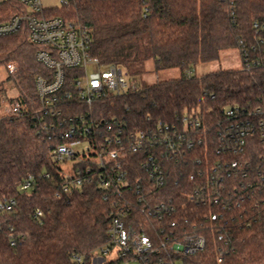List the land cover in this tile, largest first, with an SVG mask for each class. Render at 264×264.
Segmentation results:
<instances>
[{"label":"trees","instance_id":"obj_1","mask_svg":"<svg viewBox=\"0 0 264 264\" xmlns=\"http://www.w3.org/2000/svg\"><path fill=\"white\" fill-rule=\"evenodd\" d=\"M18 9L15 0L0 2V13L7 17ZM46 10L87 26L93 38L91 52L105 64L137 68L152 60L156 70H181L177 77L141 84L138 90L110 94L95 103L97 116L116 115L130 130L159 120L174 122L188 114L204 116L215 138L222 109L264 101V65L192 74L198 64L220 59L224 50L238 49L241 41L249 48L255 45L254 24L264 26V0H67L61 8ZM259 34L264 41V28ZM39 49L29 41L26 26L0 37V66L18 62L12 78L18 96L26 101L36 96V76L47 73L37 60ZM252 55L264 59V42ZM65 109L66 114H75L85 108ZM55 143L32 116H0V199L17 200L13 212L0 214V264H93L109 243L108 198L94 184L69 192L60 189L59 166L51 160ZM211 146L215 155L216 147ZM201 150L203 143L196 153ZM261 153L260 144L252 139L244 157L258 164ZM30 175L38 183L26 193L20 184ZM251 197L224 212L223 220L210 218L221 211L217 207H189L202 217L196 223L207 243L202 251L184 257V264H264V185ZM10 224L26 235L16 246L8 239ZM219 229L226 233L223 240L218 239ZM100 264L116 261L103 259Z\"/></svg>","mask_w":264,"mask_h":264},{"label":"built area","instance_id":"obj_2","mask_svg":"<svg viewBox=\"0 0 264 264\" xmlns=\"http://www.w3.org/2000/svg\"><path fill=\"white\" fill-rule=\"evenodd\" d=\"M15 1L19 4L15 14L0 13V37L26 26L29 41L40 47L36 57L47 73L36 76L34 98L11 99L10 114L34 117L56 140L51 160L59 166L61 190L86 184L103 189L112 210L109 243L100 249L101 256L122 264H184V257L202 251L207 243L196 223L202 217L189 207H217L221 211L210 218L223 220L224 212L244 205L264 185V101L222 109L216 139L204 116L188 114L174 122L159 120L130 130L125 119L102 118L94 112L95 103L105 96L138 90L139 84L128 83L122 66L105 64L92 54L90 29L61 15H49L42 0ZM254 26L255 45L249 48L241 41L238 48L246 70L264 65L263 58L252 55L264 42L259 34L264 26L257 22ZM7 69L12 75L18 70L12 62ZM71 105L85 109L66 114L65 107ZM252 139L262 149L258 164L244 157ZM202 143L203 152L197 154ZM37 183L30 175L20 190L28 193ZM16 207L14 197L0 199V214ZM225 237L219 229L218 239ZM25 238L9 225L12 246Z\"/></svg>","mask_w":264,"mask_h":264},{"label":"rangeland","instance_id":"obj_3","mask_svg":"<svg viewBox=\"0 0 264 264\" xmlns=\"http://www.w3.org/2000/svg\"><path fill=\"white\" fill-rule=\"evenodd\" d=\"M63 2L64 0H42L45 9L61 8L63 6ZM12 63H15L17 69H19L18 62L12 61ZM122 68L128 83L134 82L139 85L153 84L154 82L159 80L177 77L181 73V70L177 67L156 70L152 60L147 61L144 65H140L137 68H128L127 66H122ZM228 68H242V58L239 49L231 48L222 51L220 59L212 62L198 64L192 74L196 76H201L210 71ZM17 95L18 89L12 78V74L7 69V65L0 66V116L7 115L10 113V101ZM113 257L114 255L108 256V258L110 259ZM102 261L103 258L101 254L97 253L96 259L93 260V264H100L102 263Z\"/></svg>","mask_w":264,"mask_h":264}]
</instances>
